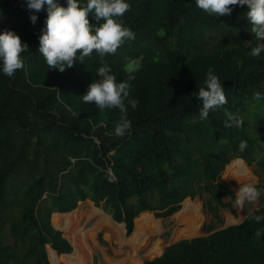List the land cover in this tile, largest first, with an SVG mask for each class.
Returning a JSON list of instances; mask_svg holds the SVG:
<instances>
[{"label":"trees","instance_id":"1","mask_svg":"<svg viewBox=\"0 0 264 264\" xmlns=\"http://www.w3.org/2000/svg\"><path fill=\"white\" fill-rule=\"evenodd\" d=\"M125 2L130 10L120 19L136 38L105 58L110 74L122 82L127 61L144 59L131 82V96L139 102L135 110L128 108L132 129L119 138L114 134L119 110L100 113L94 103L82 100L99 80L101 58L93 52L63 73L49 69L39 53L47 7L30 12L26 0H0V34L13 31L28 46L21 54L22 70L11 78L0 71V264H51L47 244L52 263L60 264L59 255L71 254L73 247L61 232L68 231L55 225L54 214L71 215L87 200L125 224L118 225L117 233L111 230L129 252L123 261L142 264L139 233L131 236L135 220L149 213L169 218L187 198L197 197L212 218L203 229L209 235L180 241L144 264H264V234L255 236L264 220L257 224L251 219L264 217V206L242 224L214 232L224 223L221 210L232 212L235 201L221 181L228 164L239 159L228 168L237 162L254 165L260 180L256 187L264 188V99H253L254 91L264 93V52L249 55L264 41L250 31L247 5L232 6L231 15L217 18L199 9L195 0ZM57 3L67 6L66 0ZM32 15L38 17L35 24ZM88 20L93 35L104 23L94 12ZM209 68L227 103L212 110L208 120L196 122L200 101L193 93L204 85ZM228 112L243 119L241 128L224 126ZM241 141L248 145L243 152ZM238 170L245 169L236 167L229 177ZM192 206L188 199L172 219L174 238L181 232L190 237L195 228L201 231L202 210ZM52 215L61 231L53 227ZM149 220L151 228L162 230L161 220ZM72 230L85 253L100 231H108L101 222L85 232L77 224ZM7 232L12 244L5 240ZM152 232L142 237L139 254L151 248L143 245ZM161 246L159 242L157 249Z\"/></svg>","mask_w":264,"mask_h":264},{"label":"clouds","instance_id":"2","mask_svg":"<svg viewBox=\"0 0 264 264\" xmlns=\"http://www.w3.org/2000/svg\"><path fill=\"white\" fill-rule=\"evenodd\" d=\"M195 2L199 9L217 18L231 15L232 6L243 7L247 5L249 11L246 15L251 24L250 31L258 41H264V0H195ZM26 3L30 12H39L45 6L47 7L46 28L39 37V53L46 61L49 69H56L63 73L66 69L74 67L76 61L83 63L86 58H91L93 52L101 58V66L97 70L99 80L89 86V90L87 94L82 96V100L85 104L94 103L100 113L108 109H118L120 115L114 127V134L116 137L123 138L132 129L128 108L131 106L135 110L139 103L131 96V82L136 79V73L142 68L144 58L143 56L130 58L124 67L126 79L119 83L116 81V77L110 74L111 68L105 58L115 55L126 41H132L136 38L135 33L130 28L124 27L123 21L120 19L130 10V5L125 0H87L85 7H81L78 0H66V7L60 6L57 0H26ZM91 12L95 13L97 21H104L101 26L95 28L94 35L88 20V14ZM30 18L33 24L38 19L35 15ZM26 50H28L27 44H22L21 38L13 31H5L0 34V71L7 77H14L17 70H22L25 66L21 54ZM262 52H264V43L253 47L249 55L255 58L259 57ZM193 94L200 101L199 115L196 122L208 120L209 113L212 110L227 103L223 86L212 68L208 70L204 85L198 89V92ZM253 99L256 101L264 99V93L254 91ZM226 116L227 119L224 124L226 128H241L243 126L244 121L242 118H238L230 112L226 113ZM247 146V141H241L239 150L243 152ZM236 174L246 175L247 170H238ZM260 195V191L253 183L240 184L235 194L234 206L242 210L246 202L249 204L255 203ZM188 199L194 200L191 198L186 200ZM251 219L259 224L264 220V217L255 215ZM244 220L239 224H229L222 229L217 228L214 232L227 229L230 226L240 225ZM203 233L206 235L181 239L175 244L183 240L209 235L204 231ZM262 234H264V228L256 231L255 236L259 237ZM165 247L163 253L155 258H159L164 254L166 248H168ZM154 259L144 260L143 264Z\"/></svg>","mask_w":264,"mask_h":264},{"label":"rangeland","instance_id":"3","mask_svg":"<svg viewBox=\"0 0 264 264\" xmlns=\"http://www.w3.org/2000/svg\"><path fill=\"white\" fill-rule=\"evenodd\" d=\"M260 142H261V140L259 141V143ZM261 144L264 145L263 141ZM235 160L236 159H234V161ZM232 163H233V161L230 163V165ZM230 165L226 166L225 171L222 175L221 181L224 185L228 186L234 192V194H236V191L239 189L240 184L253 183L255 186H257L260 183L259 178L254 173L255 172L254 165L248 166L246 164L247 165L246 168L249 169V172H247V174L245 175V176H248V178L246 177V179H244V180H242V178L244 177L242 175L235 174L233 177H229L235 164H233L230 168H228ZM259 191L261 193L259 199L255 203H251V204L246 202L244 205V208L242 210L237 209L234 206V203H233L232 212H230L227 209H222L221 215H222V218L224 220V223H223V225H218L217 228L222 229L223 227L228 226L229 224H239L240 222H242L247 217V215L250 212L263 207L264 206V188L260 189ZM224 200H225V202H228L230 199L225 198ZM192 201L195 202V207L192 206L190 209L196 208V206H200L202 213H203V216H204V220H203V223L201 226V231H200V229L195 228L194 233H191L190 237L188 234L184 235L181 232V234H179V237H181V238H174V230H173L174 225H173L172 219L174 218L175 215H173L170 218L160 219L163 222L162 230L157 231L156 229H154L155 231H153L151 235L145 236L144 237L145 242L143 245V249L148 248V247H152L154 245V243H156L158 241L162 242V249L159 250V254L156 253L155 256L150 257L149 256V254L151 252L150 249L147 251V253H146V251H141L140 252L141 256H140L138 253L139 248H137V254H138L139 258H144V260L154 259L155 257H158L163 253L165 246L168 247L171 244L178 242V240H181V239L193 238V237H197L199 235H206L203 233L202 228L207 223V221H210V219H212V218L210 216L208 217V215L204 211L203 202L200 200L199 197L195 198ZM79 208H80V210L70 212L71 215H67V216L66 215H60V214H54L56 217L55 225H57L58 227H61V229L65 228V230L68 231L66 236L71 240L72 244H75L77 247V249L74 250V252L70 255H59L58 254L60 257V264H125V262L123 260L129 256V252L123 251L122 255L115 256L116 254L114 255V251L112 250L113 248H111V245L114 248L115 247L119 248L120 246L118 245L117 242H115L113 240L109 242L106 239L108 236H106V238H105L103 236V233H101V232L96 236L95 243L91 242V241L89 242V245L91 246V251L88 253H85L86 251L84 249V246L80 244L79 239L76 236L75 237L77 238V240H75V237L73 234V230L75 228H73V230H72L73 225H75V224L80 225L84 232L92 228V226H91L92 221H95V223L101 222V225L105 229H107L108 231L113 230L116 233H117V230H119V227H118V225L116 226L115 223L112 222V219L110 217L106 216L104 214V212H102V210L95 211V209H94L95 205L90 203V200H87L85 202H80ZM182 208H183V205H182ZM145 215H147V217L144 218L143 220H141L142 217ZM145 215H142L141 217H139L136 220V226L139 224L138 228H140L142 230L145 229V226H147V224H149V222H145V220L148 219L150 216L154 217L153 213H149V214H145ZM148 215H150V216H148ZM139 219L141 221L137 222ZM65 221H69V223H68V225H66V227L64 225ZM149 221H152V220H149ZM52 223H54L53 222V215H52ZM192 223H193V220H192ZM155 225H156V223H155ZM126 237H128V236H126ZM5 240H7L8 244H12L8 232L5 233ZM49 248H46L47 253H48V259L52 263ZM103 252H107L110 256L109 255H107V256L102 255ZM145 257H147V258H145ZM144 260H143V262H144Z\"/></svg>","mask_w":264,"mask_h":264},{"label":"crops","instance_id":"4","mask_svg":"<svg viewBox=\"0 0 264 264\" xmlns=\"http://www.w3.org/2000/svg\"><path fill=\"white\" fill-rule=\"evenodd\" d=\"M236 167H238V168H241V167H243L244 169H246V170H248L249 171V169H247L246 167L247 166H245L244 165V163H242V162H237V163H235V165H234V167H233V169H232V172H233V170L236 168ZM230 175H231V173H230ZM90 203H92L93 205H95L92 201H90ZM82 204V203H81ZM81 208V207H80ZM80 208H79V206H78V208L76 209V210H80ZM95 208L96 209H100V210H102L101 208H97L96 206H95ZM76 210H74V211H76ZM92 211V210H91ZM102 212H104L103 210H102ZM66 214H68V213H66ZM104 214L106 215V216H108V217H110L111 219H112V222L113 223H115L116 225H121V223H118V222H116L114 219H113V217L111 216V215H109V214H107L106 212H104ZM92 225V228L94 227V225L96 224L95 223V221H92V223H91ZM53 226H54V223H53ZM123 226V225H122ZM138 226H139V224L136 226V222H135V229H134V234H136V232L137 233H139V245H138V247L137 248H140V245H141V239H142V237L144 236V234H146V233H148V232H151L152 231V229H154V228H151L150 227V225L149 224H147V226H145V229H140V228H138ZM91 228V229H92ZM57 229V228H56ZM121 230H122V228H120ZM58 231H61V230H59V229H57ZM62 232V234H63V237L65 238V239H67V240H69V242H70V244L72 245V247H73V249H74V246H73V244H72V242H71V240L66 236V234H65V232L64 231H61ZM101 233H103V236L106 238V236H108L109 234H111V235H109L106 239L110 242V241H115V242H117L118 243V241H117V239H116V237H114V233H112L113 231H100ZM99 232V233H100ZM98 233V234H99ZM97 234V235H98ZM134 234H132L131 236H133ZM127 236V235H126ZM131 236H129V237H131ZM129 237H127V238H129ZM159 242V241H158ZM158 242H156V243H154V245H156ZM111 245V244H110ZM118 245L120 246L119 248L118 247H113L112 245H111V248H113L112 250L114 251V255L115 256H118V255H122V253H123V248H122V246L118 243ZM153 245V246H154ZM147 253V252H146ZM102 255H104V256H107V255H109L107 252H103L102 253ZM110 256V255H109ZM107 261V260H106Z\"/></svg>","mask_w":264,"mask_h":264},{"label":"bare ground","instance_id":"5","mask_svg":"<svg viewBox=\"0 0 264 264\" xmlns=\"http://www.w3.org/2000/svg\"><path fill=\"white\" fill-rule=\"evenodd\" d=\"M186 201H187V200H186ZM186 201H185V203H186ZM191 201H192V200H191ZM192 202H193V201H192ZM185 203H184V204H185ZM194 203H195V202H194ZM184 204H183V206H184ZM145 222H149V223H150L151 221H145ZM152 231H154V230H152ZM107 232H108V231H107ZM179 238H181V237H179ZM159 242H161V241H159ZM159 242H158V243H159ZM158 243L150 248V250H151V252H150V254H149L150 257L155 256L156 253L159 254V250L162 249V246H161L160 248L157 249ZM161 243H162V242H161ZM138 253H139V249H138ZM139 255H140V254H139ZM145 255H146V254H145ZM137 256H138V254H137ZM140 256H141V255H140ZM145 258H147V257H145ZM142 264H143V262H142Z\"/></svg>","mask_w":264,"mask_h":264},{"label":"water","instance_id":"6","mask_svg":"<svg viewBox=\"0 0 264 264\" xmlns=\"http://www.w3.org/2000/svg\"><path fill=\"white\" fill-rule=\"evenodd\" d=\"M121 225H123L124 227H125V224L124 223H121ZM54 228L56 229V227L54 226ZM57 230V229H56ZM69 241V240H68ZM173 244H175V243H173ZM51 248L52 249V247H51V245H49V244H47L46 245V248ZM73 252H74V249H73ZM66 255H70V254H66ZM51 264H53V263H51Z\"/></svg>","mask_w":264,"mask_h":264}]
</instances>
